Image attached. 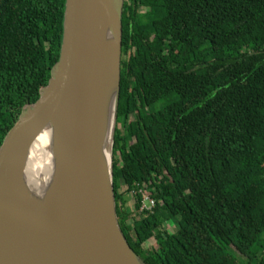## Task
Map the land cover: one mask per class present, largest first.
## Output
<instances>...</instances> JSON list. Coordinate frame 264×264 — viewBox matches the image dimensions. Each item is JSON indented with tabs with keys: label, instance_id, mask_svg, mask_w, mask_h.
<instances>
[{
	"label": "trees",
	"instance_id": "1",
	"mask_svg": "<svg viewBox=\"0 0 264 264\" xmlns=\"http://www.w3.org/2000/svg\"><path fill=\"white\" fill-rule=\"evenodd\" d=\"M62 9L0 0V143L47 84ZM120 27L111 182L127 245L143 264H264V0H123Z\"/></svg>",
	"mask_w": 264,
	"mask_h": 264
},
{
	"label": "water",
	"instance_id": "2",
	"mask_svg": "<svg viewBox=\"0 0 264 264\" xmlns=\"http://www.w3.org/2000/svg\"><path fill=\"white\" fill-rule=\"evenodd\" d=\"M122 3L63 0L57 61L47 84L0 143V264H143L118 228L111 182ZM110 49L115 78L109 131ZM57 116L52 174L35 199L24 168L35 138Z\"/></svg>",
	"mask_w": 264,
	"mask_h": 264
},
{
	"label": "bare ground",
	"instance_id": "3",
	"mask_svg": "<svg viewBox=\"0 0 264 264\" xmlns=\"http://www.w3.org/2000/svg\"><path fill=\"white\" fill-rule=\"evenodd\" d=\"M104 41L108 47L112 42L111 32L106 26ZM106 64V99L108 114V129L111 125V112L114 105V78L115 70L112 64L111 49L109 50ZM59 116L55 117L46 128L35 138L30 154L24 168V181L28 194L35 198H41L45 193L53 167V155L56 141V128ZM110 131V129H109ZM108 131V134H109ZM109 145V141L107 146ZM107 158V153H106Z\"/></svg>",
	"mask_w": 264,
	"mask_h": 264
},
{
	"label": "built area",
	"instance_id": "4",
	"mask_svg": "<svg viewBox=\"0 0 264 264\" xmlns=\"http://www.w3.org/2000/svg\"><path fill=\"white\" fill-rule=\"evenodd\" d=\"M139 201H138V212H148L153 208V200L146 194L138 191Z\"/></svg>",
	"mask_w": 264,
	"mask_h": 264
},
{
	"label": "rangeland",
	"instance_id": "5",
	"mask_svg": "<svg viewBox=\"0 0 264 264\" xmlns=\"http://www.w3.org/2000/svg\"><path fill=\"white\" fill-rule=\"evenodd\" d=\"M118 127V126H117ZM113 147V142L111 143V146H110V150H111V148ZM124 189V187H123V185H121V187H120V190L119 191H122ZM127 197V196H126ZM128 198V197H127ZM167 229H170L169 227H166ZM146 245H148V244H146Z\"/></svg>",
	"mask_w": 264,
	"mask_h": 264
}]
</instances>
